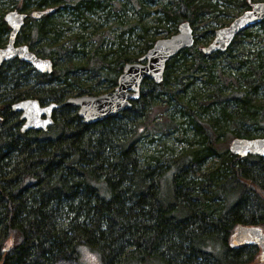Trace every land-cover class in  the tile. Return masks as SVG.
<instances>
[{
    "label": "trees",
    "instance_id": "1",
    "mask_svg": "<svg viewBox=\"0 0 264 264\" xmlns=\"http://www.w3.org/2000/svg\"><path fill=\"white\" fill-rule=\"evenodd\" d=\"M262 1L19 2H34L44 14L26 20L17 44L51 58L54 70L38 72L19 58L0 66V264H88L89 250L102 264H264L258 245L231 241L240 224L264 230V157H240L228 147L234 137H264V47L243 54L245 41L264 44V36L254 26L225 52L207 55L198 46L214 37L213 19L219 28L232 22L218 12L228 17L233 10L236 18ZM2 2L8 8L17 1ZM129 3L139 13L136 22L123 14ZM152 4L165 36L172 34L167 23L177 33L183 21L195 34L194 46L167 62L162 82L146 79L132 108L103 121L87 124L77 107L64 106L48 130L21 131L20 112L11 107L16 101L101 94L82 82L83 73L113 92L124 66L140 61L156 41L143 21ZM3 12L0 46L10 30ZM93 15L116 20V46L105 48L98 35L86 50L83 32ZM203 20L207 28L198 32ZM257 26L264 29V20ZM126 35L144 38L143 47L130 48ZM220 62H226L221 73ZM170 135L178 148L167 144Z\"/></svg>",
    "mask_w": 264,
    "mask_h": 264
},
{
    "label": "water",
    "instance_id": "2",
    "mask_svg": "<svg viewBox=\"0 0 264 264\" xmlns=\"http://www.w3.org/2000/svg\"><path fill=\"white\" fill-rule=\"evenodd\" d=\"M43 11L36 10L35 18H40ZM27 14L14 9L5 15L11 27L9 40L4 47L0 46V66L12 59L19 58L30 63L38 72L50 74L54 70V62L49 57H41L27 44H16L17 35L25 24ZM264 20V1L253 4L252 9L236 17L228 26L216 30L214 40L203 48L207 55L217 51H226L232 40L245 30L260 24ZM195 44L194 29L189 21L178 25V32L157 39L153 46L141 57L140 61L129 62L119 75L118 84L113 92L101 94H80L68 97L62 102L41 103L40 99L31 97L14 102L11 107L20 112L21 131L35 129L46 131L55 123L54 112L64 106L77 107L78 115L87 124L97 123L122 111L132 108L133 101L141 97V87L146 79L155 83L164 80L166 65L185 48ZM2 119L0 108V120ZM233 154L240 157L249 154L264 157V137H234L229 146ZM232 243L236 246L245 244L258 245L259 259L264 261V230L255 225L237 226Z\"/></svg>",
    "mask_w": 264,
    "mask_h": 264
},
{
    "label": "rangeland",
    "instance_id": "3",
    "mask_svg": "<svg viewBox=\"0 0 264 264\" xmlns=\"http://www.w3.org/2000/svg\"><path fill=\"white\" fill-rule=\"evenodd\" d=\"M2 1L3 0H0V8L3 7V10H4L3 13L5 14V12H7L8 10L11 9L12 3H10V7L6 8L7 7L6 6V2H2ZM20 1L21 0H18L16 3L13 4V6L15 5V7H17V8L23 7L24 5L23 6H19L18 5ZM33 1H35V0H33ZM121 1L127 3V0H121ZM162 1L163 2H168L170 0H162ZM213 1H216V0H213ZM220 4H221L220 5L221 9L225 8V5H224L223 2H220ZM34 5H35V3L32 2L29 5V8H33ZM156 8H157V5H154V4L149 6V8L147 7V9L151 10V13L143 21L146 24L148 23L152 27L149 30L150 33L148 34L147 37L155 38L157 40V39H160V38L168 37L170 35L165 36V32L161 28L156 27L157 23L153 19V17L155 16ZM231 10L232 9L229 8V11H231ZM233 12L234 11L232 10L231 16H228V17H224L225 16L224 13L218 12L217 13L218 14L217 15L218 19H223V20H226V21H233L235 19V16H234L235 13H233ZM99 13H100V11H99ZM123 14L127 17V19L129 21H132V22H136L139 19V13L135 10V8L131 5V3H129L127 6L124 7V13ZM101 15H93L94 18L91 19V23L94 22V24L88 26L86 31L83 32V33H85V36L87 37V41L89 43L87 45V47H86V50L91 49L94 44L98 43L97 41L100 39L98 35H103L101 40L104 41L103 45L105 46V48L108 49L110 46H116V43H115L116 39H117L116 35H120V33H121L120 26L117 27V24L115 25L116 20H113L112 18L109 19V20H106L103 17H100ZM205 18L206 19L211 18V15H209V16H207ZM204 23H205V21L203 20V22L199 25L200 26L199 29H197L198 32L204 31V29L207 28V26H206V28L204 26H202V25H204ZM215 24H216V22L213 19L212 22H211V27H215V29L217 30V28H219V27H218L217 24L215 26ZM68 25L72 26L73 24L69 23ZM166 27L167 28H171L170 30H171L172 34L175 33L174 32V28H173V24L171 22L167 23ZM74 29L78 30L80 28L77 26V28H74ZM107 30H109V33H106ZM253 32H255L256 34H258V35H260L262 37L264 36V29L262 27H260V26H256L255 29L253 30ZM214 37H215V33H214ZM125 40H126V43L128 42V43L131 44L130 48L136 50L137 52L143 47L144 42H145L144 38H139V37L136 38V36L130 38L128 35H126ZM6 41H7V35H6V39H5L3 44H5ZM19 41H23V40L21 39ZM204 45L205 44L201 43V45H198V46H200V49H201ZM258 46L264 47V44H261L256 39H252L251 41H248V40L245 41L244 42V46H243V49H244L243 54H245V55L252 54L257 49H259ZM80 57H82V56H80ZM84 58H86V57H83V59ZM225 68H226V62H223V63L220 62V64H218V70H220V73H221V70L225 69ZM231 72L234 73V75L236 74L234 69H231ZM214 73L216 75H218L219 71L215 70ZM193 77H198V75L194 74L191 77V82L193 83V85L195 87H197L195 85V84H197V82H196V80H193ZM82 82L84 84L94 85V86L98 87V91L100 93L111 92V90H112V87H108V86L106 87V83L107 82L103 81L101 83V82L98 81V79L96 77H91L87 73H83L82 74ZM165 140H167V144L169 146H176L178 148L181 145V143H179L178 140L175 139L174 135H170V137L165 138ZM155 148L160 149L159 146H156ZM151 151L154 152L155 150H151ZM98 257H100V256H99V254L97 252H93V251L89 250V251H87V253L84 254V258H85L84 261L86 263H88V264H102L101 261L99 262ZM60 264H77V263L74 260H71V261L62 260L60 262Z\"/></svg>",
    "mask_w": 264,
    "mask_h": 264
},
{
    "label": "flooded vegetation",
    "instance_id": "4",
    "mask_svg": "<svg viewBox=\"0 0 264 264\" xmlns=\"http://www.w3.org/2000/svg\"><path fill=\"white\" fill-rule=\"evenodd\" d=\"M16 1H18V0H16ZM29 5L30 4H27V2H26V4L24 5V8L23 7H20V8H13L14 6L12 5V9H10V10H8L7 12H9V11H11V10H14V9H16V10H18L19 12H23V13H26L27 14V16H26V18H25V22H26V20L27 19H29V18H31V17H34L33 16V13H34V11H36L35 10V8L37 7V5H34V7L33 8H29ZM40 11H43V10H41L40 9ZM7 12H5V14H4V16H3V18H4V20H5V15L7 14ZM44 12V11H43ZM44 14V13H43ZM6 21V20H5ZM6 23L8 24V22L6 21ZM9 25V24H8ZM9 28H10V30H9V32H8V34H7V41H6V43L5 44H3V46H1V47H4L6 44H7V42H8V40H9V35H10V31H11V27H10V25H9ZM18 36V35H17ZM214 38L215 37H213L212 38V40L210 41V42H208V44L207 45H209L213 40H214ZM236 38V37H235ZM234 40V39H233ZM233 42V41H232ZM232 42H231V44H232ZM16 44H17V39H16ZM206 45H204L202 48H201V50L203 51V48L205 47ZM229 47H230V45H229ZM228 49V48H227ZM227 51V50H226ZM217 52H219V51H217ZM216 53V52H215ZM215 53H212V54H215ZM209 55H211V54H209ZM41 101V100H40ZM41 103H43V102H41ZM43 104H47V103H43ZM14 111V110H13ZM15 112H18V111H15ZM55 113V112H54ZM21 115V114H20ZM233 139V138H232ZM231 142V141H230ZM229 146H230V143H229ZM228 146V147H229Z\"/></svg>",
    "mask_w": 264,
    "mask_h": 264
},
{
    "label": "bare ground",
    "instance_id": "5",
    "mask_svg": "<svg viewBox=\"0 0 264 264\" xmlns=\"http://www.w3.org/2000/svg\"><path fill=\"white\" fill-rule=\"evenodd\" d=\"M228 26V25H227ZM235 39V38H234ZM233 41V40H232ZM231 45V44H230ZM225 52V51H224ZM145 82V81H144Z\"/></svg>",
    "mask_w": 264,
    "mask_h": 264
}]
</instances>
